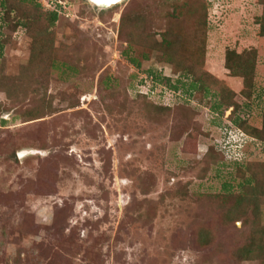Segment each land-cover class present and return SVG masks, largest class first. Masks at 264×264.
<instances>
[{"label":"rangeland","instance_id":"obj_1","mask_svg":"<svg viewBox=\"0 0 264 264\" xmlns=\"http://www.w3.org/2000/svg\"><path fill=\"white\" fill-rule=\"evenodd\" d=\"M0 264H264V0H0Z\"/></svg>","mask_w":264,"mask_h":264},{"label":"trees","instance_id":"obj_2","mask_svg":"<svg viewBox=\"0 0 264 264\" xmlns=\"http://www.w3.org/2000/svg\"><path fill=\"white\" fill-rule=\"evenodd\" d=\"M39 8H40V6H38ZM57 20H58V16H57V14H52V18H51V22H52V24H54L55 25V23H57ZM166 40H164V42H163V44H162V49H160V47H159V49L162 51L163 50V46H164V44L166 43V41H167V38H165ZM167 45L169 46L170 44L169 43H167ZM170 47V46H169ZM149 57V56H148ZM145 58H147V56L145 55ZM148 59V58H147ZM172 62H173V60H171ZM132 62L136 65V66H138V67H140L141 66V64L137 61V60H132ZM230 67V66H229ZM231 68H232V66H231ZM231 68H229V69H231ZM232 70V69H231ZM256 132H252L251 134L252 135H255V136H258L259 138H260V136L259 135H257V134H255ZM19 157H20V155H19ZM250 180L251 181H248V186L249 187H251V188H253L252 186H251V183L253 182L254 183V180L252 179V178H250ZM249 198L250 199V197L249 196H246V198ZM247 198V199H248ZM254 199L256 200L257 199V197H254ZM254 199H251L252 201H254ZM237 201H242V202H247V200H245V198H243V197H241L240 199H237ZM250 201V200H249ZM226 219L228 220V221H232L233 220V215H232V211H231V209L229 208V210H228V215H227V217H226ZM261 250V249H260ZM249 253H252L250 250H249Z\"/></svg>","mask_w":264,"mask_h":264},{"label":"water","instance_id":"obj_3","mask_svg":"<svg viewBox=\"0 0 264 264\" xmlns=\"http://www.w3.org/2000/svg\"><path fill=\"white\" fill-rule=\"evenodd\" d=\"M93 6L99 9H110L120 4H123L129 0H87Z\"/></svg>","mask_w":264,"mask_h":264}]
</instances>
